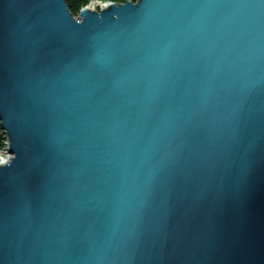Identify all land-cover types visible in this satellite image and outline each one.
Returning <instances> with one entry per match:
<instances>
[{
	"label": "water",
	"instance_id": "1",
	"mask_svg": "<svg viewBox=\"0 0 264 264\" xmlns=\"http://www.w3.org/2000/svg\"><path fill=\"white\" fill-rule=\"evenodd\" d=\"M0 124V264H264V0H0Z\"/></svg>",
	"mask_w": 264,
	"mask_h": 264
},
{
	"label": "trees",
	"instance_id": "2",
	"mask_svg": "<svg viewBox=\"0 0 264 264\" xmlns=\"http://www.w3.org/2000/svg\"><path fill=\"white\" fill-rule=\"evenodd\" d=\"M92 0H67V4L69 6V9L74 15H78L80 10L84 8L85 6L89 5ZM103 2H116V3H126L128 1L136 2L137 0H100ZM6 142L7 138L6 135L1 128L0 124V151L6 148Z\"/></svg>",
	"mask_w": 264,
	"mask_h": 264
},
{
	"label": "bare ground",
	"instance_id": "3",
	"mask_svg": "<svg viewBox=\"0 0 264 264\" xmlns=\"http://www.w3.org/2000/svg\"><path fill=\"white\" fill-rule=\"evenodd\" d=\"M97 6L98 7L100 6V7L103 8L104 7V2L103 1L99 2V0H92L90 2V4H89V8L90 9H94L95 10ZM11 157H12V155H10L8 157H4V155L0 153V164L9 162Z\"/></svg>",
	"mask_w": 264,
	"mask_h": 264
},
{
	"label": "rangeland",
	"instance_id": "4",
	"mask_svg": "<svg viewBox=\"0 0 264 264\" xmlns=\"http://www.w3.org/2000/svg\"><path fill=\"white\" fill-rule=\"evenodd\" d=\"M96 9L99 10V7L97 6ZM6 147H7V145H6ZM0 153L3 154L4 157H8V156L12 155V154L8 153V151H6V148H4L3 150H1Z\"/></svg>",
	"mask_w": 264,
	"mask_h": 264
}]
</instances>
